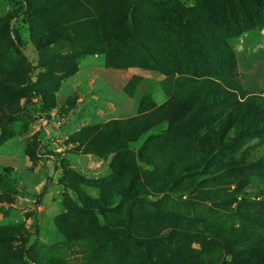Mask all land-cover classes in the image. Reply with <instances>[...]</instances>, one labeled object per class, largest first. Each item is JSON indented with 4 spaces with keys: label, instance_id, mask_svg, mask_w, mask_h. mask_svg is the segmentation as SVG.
Returning a JSON list of instances; mask_svg holds the SVG:
<instances>
[{
    "label": "rangeland",
    "instance_id": "374dc122",
    "mask_svg": "<svg viewBox=\"0 0 264 264\" xmlns=\"http://www.w3.org/2000/svg\"><path fill=\"white\" fill-rule=\"evenodd\" d=\"M101 1L77 19L73 10L80 0H0V78L6 81L0 84V228L21 231L0 242V264H34L31 257L41 264H109L104 255L96 260L90 252L101 243L114 254L126 253L138 264H149L147 243L142 248L105 229L109 224L123 232L119 219L132 230L146 226L158 233L148 243L158 248L201 251L216 264H258L250 248L264 244V236L236 217L240 210L264 215V184L255 173H233L215 189L209 187L211 181L194 184L201 174L194 172L161 193L151 189L157 187L155 171L141 158L162 146L193 141L196 133L181 136L165 124L113 155L106 149L117 145L102 142L100 134L110 122L136 119L165 105L179 76L215 78L217 60L226 51L235 55L244 89L264 96V7L256 8L248 0L244 8H235L234 19H225L220 0ZM172 2L192 15L190 25L181 27L161 17L163 6ZM65 14L68 21L63 26L70 39L63 41L60 31H52ZM79 26L90 40L79 39ZM136 35L158 39L178 61L163 73L129 64L119 68L128 52L139 47L135 39L129 40ZM135 76L141 82L132 96L128 87ZM145 98L151 103L143 108ZM131 165L138 172L135 188L154 191L133 204L117 196ZM235 190L243 195L226 207L201 198L212 191ZM104 197L114 203L102 205ZM168 222L198 231L220 226L224 239H197L163 229ZM244 231L256 232L245 248L249 251L230 242L233 234Z\"/></svg>",
    "mask_w": 264,
    "mask_h": 264
},
{
    "label": "trees",
    "instance_id": "16d2710c",
    "mask_svg": "<svg viewBox=\"0 0 264 264\" xmlns=\"http://www.w3.org/2000/svg\"><path fill=\"white\" fill-rule=\"evenodd\" d=\"M64 1L67 3L71 0ZM246 1L248 0H220L219 5L222 8L224 18L234 19L235 8L238 5L244 8ZM251 1L256 8L264 7L262 0ZM97 2L99 6L100 4L102 5L101 0H80L78 6L73 10V15H76L77 19L84 18L85 14L83 12L88 9L94 11ZM51 8L54 9V6L52 5ZM87 13L89 14V11ZM159 14L164 20L173 22L181 27L190 25L192 19V15L183 11L176 2L163 6ZM66 19V14L64 17L62 15L60 26L55 27L54 25L52 31L54 33L57 30L60 31L63 34V41L70 39L67 28L63 26L67 24L66 21L68 20ZM79 27L82 30L79 39L82 41L90 40L92 36L87 34L83 27ZM95 30L97 31L94 28ZM133 39L137 41V46L139 47L135 51L128 52L127 57L119 63V68H124L129 64L132 67H141L143 70L154 68L163 73L170 68L172 63L178 61L165 47L161 48L158 39L150 40L137 35L129 38L130 41ZM18 53L21 54V51H18ZM220 57L217 60L218 69L214 72L215 78L194 79L179 76L174 82L173 95L165 105L156 109L153 108V111L146 112L136 119L129 121L116 120L107 124L101 131V141L105 142L107 140L109 144L115 143L117 145L115 148L106 149L107 155L129 150L131 144H137L138 140L145 138L150 132H154L161 126L168 124L172 125L170 129L180 132L181 136L186 135L189 137L195 135V133L197 135L193 141L186 144L162 146L147 154L146 158H141L143 163L155 171L153 176L157 187L151 186L152 190L158 188L161 193L168 192L173 184L192 176L194 172L201 173L194 180V184L197 186H200L202 182L211 181L208 184L209 187L216 189L220 183L226 181L224 180L225 177L243 171L255 173L260 178L259 182L264 184V96L252 94L247 89H244L236 71L235 55L231 51H226ZM114 67H117V65ZM140 82L141 78L138 76L131 79V84L128 87L130 95H134ZM5 83V79L0 78V84ZM33 88L40 95L38 86L34 84ZM150 103L151 100L145 98L142 107L146 108ZM120 130H122V139L117 136ZM96 133L97 131L91 132V135ZM112 137H115L119 142L116 143L111 140ZM233 149L234 151L232 152ZM136 169L134 165H131V168L126 170L127 181L119 183L117 187L119 191L117 196L132 204L143 201L154 193L152 190L135 188L138 176ZM242 195L243 192H238L237 190L212 191V193L203 194L201 198L212 202V204L222 203L223 207H226V205L238 201ZM249 201L253 202V200ZM101 203L102 205H112L114 201L111 198L104 197ZM251 215L250 212L240 210L236 217L248 224L249 228L254 227L257 233L264 236V215ZM125 221L119 219L120 226L123 225V232L109 224L105 226V229L110 233L113 229L115 234L134 240L142 248L147 243L144 253L147 255L149 264L217 263L208 254L206 255L201 251L181 252L174 250L175 252H172L170 247L167 246L158 248L154 244L150 245L148 244L150 243L149 240L157 237L158 233L149 230L146 226L143 227L142 231L132 230L125 224ZM136 224L138 228L141 227L140 222ZM163 229H175L187 235L192 234L197 239L211 238V235L214 239L218 238L219 241L224 239V233L220 226L219 228L210 227L206 230L198 231L196 228H186L179 222L176 224L168 222ZM64 230L65 228H62L63 234L67 232V230ZM16 233L21 234V231L15 228H0V242ZM255 233L250 234L244 231L239 234H233L230 242L233 246L238 247V250L249 251L245 248L251 245ZM76 238L74 237L73 240H76ZM85 252L88 254L89 250H85ZM90 252L94 254L93 258H96V260H100L101 256L104 255L109 264H138V259L134 256L124 253L127 257L123 259L125 255L114 254L113 248H108L107 243H101L96 248H91ZM250 252L253 256L252 260L255 259L258 264H264V244L256 248H250ZM137 256L140 259L143 257V253H138ZM114 259L122 261L119 263L113 262L112 260ZM31 260L34 264H41L38 258L31 257ZM55 261L59 263L60 259ZM53 263L51 262V264Z\"/></svg>",
    "mask_w": 264,
    "mask_h": 264
}]
</instances>
